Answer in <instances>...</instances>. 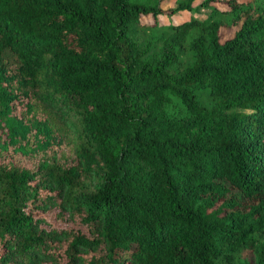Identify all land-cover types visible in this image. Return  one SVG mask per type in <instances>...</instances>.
I'll return each instance as SVG.
<instances>
[{
  "label": "trees",
  "instance_id": "obj_1",
  "mask_svg": "<svg viewBox=\"0 0 264 264\" xmlns=\"http://www.w3.org/2000/svg\"><path fill=\"white\" fill-rule=\"evenodd\" d=\"M163 1L0 0V264H264V0Z\"/></svg>",
  "mask_w": 264,
  "mask_h": 264
},
{
  "label": "rangeland",
  "instance_id": "obj_2",
  "mask_svg": "<svg viewBox=\"0 0 264 264\" xmlns=\"http://www.w3.org/2000/svg\"><path fill=\"white\" fill-rule=\"evenodd\" d=\"M200 1L201 0H196V3H200ZM259 2L260 0H254V5H258ZM177 3H178V0H164L162 3V7L164 9L175 8ZM209 13H210L209 10H205V9H201L196 13L183 12V13H180V15L174 17V19L177 22L190 20L195 17L203 20L209 15ZM162 23L166 25L167 20L165 19L162 20ZM234 29H235L234 27L229 28V29H224L222 31L224 35V39L230 37L233 34ZM164 31L165 29L163 27H159L157 29H152V28L148 29V28H141L139 26L138 27L134 26L132 35L144 44L151 39H155L157 36H159ZM158 50H159L158 45L152 46V52H157ZM190 58H191V54L189 53V51H185L181 56V61L182 63H187L190 60ZM202 102L204 104H207L209 102V98L207 97L206 94L204 96L202 95Z\"/></svg>",
  "mask_w": 264,
  "mask_h": 264
}]
</instances>
